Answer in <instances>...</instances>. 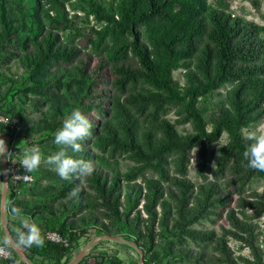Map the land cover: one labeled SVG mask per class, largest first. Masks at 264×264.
Segmentation results:
<instances>
[{"label":"trees","instance_id":"trees-1","mask_svg":"<svg viewBox=\"0 0 264 264\" xmlns=\"http://www.w3.org/2000/svg\"><path fill=\"white\" fill-rule=\"evenodd\" d=\"M211 1L0 0V65L17 60L26 74L21 82L3 75L8 92L33 95V111L48 107L27 134L50 139L76 108L92 122L82 151H70L91 162L90 174L43 187L50 173L37 172L30 199L13 195L8 204L9 216L16 204L41 233L70 238L68 247L45 239L22 247L29 260L62 264L98 229L137 245L143 264H264V192H247L264 170L243 156L244 131L264 119V26ZM79 20L92 24L84 47ZM179 70L184 85L174 78ZM227 85L224 105L210 109L209 97ZM186 125L192 131L180 133ZM224 133L213 166L208 144ZM194 150L200 183L189 177ZM121 162L131 164L123 171ZM220 220V234L195 227ZM11 221L14 234L20 225ZM229 239L252 259L235 255ZM7 248L11 257L0 264H24Z\"/></svg>","mask_w":264,"mask_h":264},{"label":"rangeland","instance_id":"rangeland-1","mask_svg":"<svg viewBox=\"0 0 264 264\" xmlns=\"http://www.w3.org/2000/svg\"><path fill=\"white\" fill-rule=\"evenodd\" d=\"M211 1V0H210ZM216 0H212L211 3L215 4ZM222 2L229 6V11L234 14L235 16H240L245 18L248 21L254 22L259 25L264 26V0H222ZM25 11H28L27 5L24 6ZM67 10H70V14L76 13L78 15H83L80 12L72 11L71 6H67ZM78 27L84 30L85 37L79 39V43L82 47L88 44V38L91 34V31L88 29L91 27L86 25L82 21H78ZM69 33V31H67ZM9 69V70H8ZM25 69L21 66V64L17 60H13L9 64H1L0 65V114L5 115L10 120L15 123V128L11 129L7 127V130L3 129V126H0V138L6 140L8 147L11 146V143L15 141V146H18L21 142L25 141L22 145L23 147L31 146V145H38L41 149V152L44 156L52 154L55 151H58L59 147L54 143V136L55 134L48 140H45V132L40 133V137L38 135H28L27 130L31 129L37 122L47 115L48 107H39L35 111L31 109V99L33 95H29L30 100L24 98L23 95H13L10 94L9 86L10 84L5 83V78L3 75L12 77L13 79L19 80L20 82L26 76L24 73ZM183 73L184 70H179L174 73V78L181 84L184 85L185 81L183 80ZM26 82V81H25ZM29 82H26L28 84ZM19 85V84H18ZM228 85L225 86L222 90L212 94L208 99V106L210 109H217V106L224 105L225 103V95L228 89ZM208 115V114H207ZM49 117V115H48ZM171 121H175L176 117L174 112L171 111L167 116ZM47 118V116H46ZM178 131L180 133H187L191 132V127L189 125L186 126H178ZM208 129L210 130L211 127L209 126ZM260 129L264 130V119L256 125L251 126L248 130H245V134L251 130ZM44 139V140H42ZM43 141V142H41ZM227 142V134H223L220 140L214 144H208V152H209V159L211 165H215L216 159L218 157L217 149L224 145ZM56 146V149H54ZM19 160V159H18ZM1 163V162H0ZM123 171L127 168L128 165L131 163L121 162ZM196 163H197V150H194L191 154V162L189 166V177L197 183H200L202 180L196 174ZM0 169H2V165L0 164ZM38 172V176L36 173ZM50 173L51 178L41 179V185L48 186L51 183H56L57 181L61 180L62 178L50 167L44 165L43 163L41 166L33 171V177L35 179L34 174L36 177L40 178L43 175H47ZM3 183L4 177L3 173L0 174V202L3 193ZM33 183V182H32ZM18 186L20 189V196H27L29 198L30 193H28L27 189L30 186ZM264 192V180L254 181L250 183L247 187V192ZM235 198V196H234ZM142 203V202H141ZM0 208H3L2 202L0 204ZM1 210V209H0ZM251 213V211H249ZM9 217V216H8ZM11 222H16L20 225V221L16 217H12ZM10 220H8L9 222ZM225 223L224 220H222ZM222 221H218L217 224H214L209 221H203L200 224L196 225L195 227L198 229H216L217 233L220 234L219 225ZM257 221V220H256ZM264 217L260 218L257 222L260 228V234L264 235ZM122 232H124L123 227ZM109 235L105 234L103 231L100 232L98 229H92L90 234L78 241V248L75 249L73 252L69 253L66 258L63 260L62 264H70L72 261L76 259V257L84 251L81 259L76 262L75 264H111V262H119L120 264H141L142 254L138 249L137 245L133 242L126 241L123 236H118V238H123L124 240H114ZM262 236L260 237L259 243L264 246L262 242ZM229 246L234 251L235 255L241 254L245 258L249 259L250 254L247 252L246 249L240 248V243L229 239L228 240ZM7 247V246H6ZM22 251L23 248H22ZM11 257V256H10ZM13 258V257H12ZM21 261L25 264V261L21 259ZM26 264H50L47 260H42V258H34L32 260L26 259ZM11 264H20L19 261L14 260ZM244 264V263H241Z\"/></svg>","mask_w":264,"mask_h":264},{"label":"clouds","instance_id":"clouds-1","mask_svg":"<svg viewBox=\"0 0 264 264\" xmlns=\"http://www.w3.org/2000/svg\"><path fill=\"white\" fill-rule=\"evenodd\" d=\"M8 120L6 116H0V123ZM92 135V122L88 115L81 109H74L64 120L62 126L55 132L54 143L59 147L58 151L47 156L41 152L38 145L23 147L25 141L17 147L20 152L15 156L19 157V164L23 166L26 172H32L38 169L41 164L53 169L62 179L71 180L75 177H82L93 171L90 161L77 158L71 153H79L83 149L82 141ZM247 144L243 156L247 161V166L253 169L264 170V130L255 129L247 133ZM13 156L9 151L5 139L0 138V160ZM16 163L15 159H11ZM7 171L0 169V174ZM10 213L19 219L20 226L16 227L14 234L6 232L3 236V244L11 245L13 248L43 246L45 241L41 233L40 226L35 220L27 217L23 209L12 204L9 208Z\"/></svg>","mask_w":264,"mask_h":264},{"label":"built area","instance_id":"built-area-1","mask_svg":"<svg viewBox=\"0 0 264 264\" xmlns=\"http://www.w3.org/2000/svg\"><path fill=\"white\" fill-rule=\"evenodd\" d=\"M1 112V111H0ZM2 116V114H0ZM5 116V115H3ZM0 126H3L4 130H7V127H10L11 129L15 128V123H13L12 120L8 118V120L4 123H0ZM15 141L11 143V146L8 147L9 151L13 152V156L9 159H7V154H5V169L7 170V196L5 203L2 205L3 208H0V259L7 260L10 258V252L8 248L3 244V236H4V227L5 225L8 227V220H13L11 216H9L8 213V204L12 202V196L15 195L17 197L20 196V189L18 186L22 185H32V182L34 181L33 177V171L32 172H26L22 165L19 164V157L15 156V153H19L20 149L14 145ZM11 159H15L16 163H13ZM0 164L2 165L3 169V162L0 160ZM4 177V172H3ZM4 187V183H3ZM1 204V202H0ZM1 215L4 216V221L1 220ZM9 216V217H8ZM43 238L53 244L62 245L64 247H68L70 243V238L68 236L62 235L59 231H45L42 233ZM261 248L264 250V246L261 245ZM22 250V247L20 248ZM247 252L250 254V251L248 248H245ZM24 250V249H23ZM24 252V251H23ZM239 255V254H238ZM27 257V256H26ZM250 259H252L249 256ZM21 259V258H20ZM28 259V258H27ZM23 261L26 262V259H23ZM264 262V260H263ZM143 264V263H142ZM241 264V263H239Z\"/></svg>","mask_w":264,"mask_h":264},{"label":"water","instance_id":"water-1","mask_svg":"<svg viewBox=\"0 0 264 264\" xmlns=\"http://www.w3.org/2000/svg\"><path fill=\"white\" fill-rule=\"evenodd\" d=\"M6 158V156H5ZM5 158L2 160L3 162V169H5ZM7 184H8V179H7V172L5 171L4 172V189H3V193H2V197H1V202H2V205L5 203V200H6V196H7ZM1 220L2 222L4 221V216L1 215ZM6 232H9L7 226L5 225L4 227V233ZM109 237V236H108ZM112 239L114 240H124L123 238H118V237H111ZM13 248V247H12ZM14 251L18 254V256L21 258V259H27L25 253L20 249V248H13ZM84 254V251H82L74 261H72L70 264H75L76 262H78L82 255ZM143 263V259L141 258V264Z\"/></svg>","mask_w":264,"mask_h":264}]
</instances>
